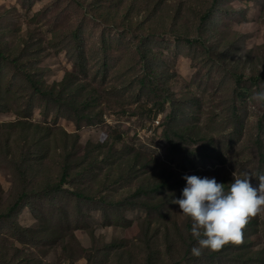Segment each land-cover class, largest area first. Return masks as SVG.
<instances>
[{
    "label": "rangeland",
    "instance_id": "obj_1",
    "mask_svg": "<svg viewBox=\"0 0 264 264\" xmlns=\"http://www.w3.org/2000/svg\"><path fill=\"white\" fill-rule=\"evenodd\" d=\"M0 41V53L20 57L25 64L18 69L0 58V87L7 92L3 103L11 111L0 113V123L18 121L17 114L28 111L29 73L48 85L76 74L102 96L95 110L101 120L80 129L60 118L67 110L36 100L31 120L54 127V141L47 157L25 172L32 178L40 162L59 172L55 160H62L60 148L66 140L73 146L75 140L65 132L80 137L72 159L85 157L82 146L96 170L66 184L68 189L56 200L37 197L34 207L21 206L17 218L32 231L28 236L0 221V264H245L226 252L183 258L181 236L187 235L191 222L179 207L167 206L164 218L155 210L149 217L145 208L109 206L105 221L102 211L95 210L98 203L70 192L83 190L111 201L166 173H187L191 165L186 154L175 152L169 142V137H177L165 134L172 107L160 109L168 96L179 109L176 116L183 119L175 127H191L200 137L183 143L186 153L202 152L207 143L218 150L214 157L193 154L202 178L232 182L234 172L264 174V103L250 100L254 92L264 91V0H0ZM149 59L167 83L157 82L145 68ZM15 151L14 158L22 160V149L17 146ZM4 162L0 158V209L14 202L24 183L16 182L14 161ZM251 183L259 185L256 178ZM253 219L257 230L249 236L251 247L264 250V214ZM37 233L48 240L56 234L64 241L41 243ZM93 233L98 236L94 251L86 253L81 246H91ZM110 242L115 245L108 248Z\"/></svg>",
    "mask_w": 264,
    "mask_h": 264
},
{
    "label": "trees",
    "instance_id": "obj_2",
    "mask_svg": "<svg viewBox=\"0 0 264 264\" xmlns=\"http://www.w3.org/2000/svg\"><path fill=\"white\" fill-rule=\"evenodd\" d=\"M130 12L131 11H128L124 15V18H126L127 21L130 19ZM214 13H216V11H214ZM105 16L106 15L104 13L101 14V18ZM78 35L79 32H76L74 37L77 38ZM124 36L125 35H122V37ZM1 44H4V41H0V48ZM103 45L105 46V50H107V44L103 42ZM0 58L17 66L18 69L23 67L25 68V64L21 63L22 59L20 57H7V55L1 51ZM145 68L150 69L153 78L157 82L160 83L162 81L163 84L167 83L163 81V79H165L164 74H158L156 68L154 67L153 59L146 61ZM28 76V78L31 79L32 84V96L30 97L28 103H26L28 104V111L24 113H18V121L0 123V158H2L5 162L12 159V161H14L12 165L17 175L16 182H24L19 188L14 202L0 209V221H6L12 231L17 234L21 235L23 233H27L25 236H28L32 231L29 228L24 227L17 218V212L21 206L27 204L28 207H34L33 200L37 197L42 199L52 198L53 200H56L57 196L61 194L62 191L68 189L66 188V184H69L74 180L77 182L79 178L87 177L89 172L96 170V165L92 163L93 160L89 162V151L87 150L85 153L82 152L84 149L82 146L81 154H83L85 157L80 158L79 160L72 159V151L76 153L80 148V137L76 134H69L68 132H65L67 137H74L75 140L73 146L70 141L66 140L65 145L60 148L62 149L60 152V157L62 156V160H55V165H59L60 171L53 173L48 166H45L43 162H40L39 165L41 166V169L37 171L38 173L35 176H32L31 178L28 173L25 172V169L35 168V163L38 160L47 157L51 149L48 147H52L54 141V127H43L41 124H34L31 120L36 109V100L40 99L50 105L57 106L59 109L67 110L68 115L61 114L60 118L70 119L73 123L78 125V129H80L83 124L93 125L100 121L102 117L100 111V113L95 111L101 104L100 98L102 96L97 95L95 93V89L87 85L85 82H80L79 75L77 76L76 74L68 73L64 81L61 83H55L54 85H48L40 81H36L33 77L34 75L30 73ZM242 76H239V78ZM144 82L146 81L143 79V83ZM246 91L247 90H242L240 94L247 97L248 93ZM6 93L3 92L0 87V113L9 114L11 113L10 109L4 107L3 103V97ZM9 93L13 94L12 91H9ZM167 104H171L172 112L170 115H168V117H166V120L169 121L168 127L165 129V134L167 135L166 137H169V132H172V134L177 137V140L169 137V142L172 143V147L175 152H183L186 154L185 157L188 159L187 162L191 165V168H187L186 170H188V172L184 174H178L176 171L166 173L161 178V180L157 182L141 184L130 196L111 201L107 200L105 196H99L98 198H95L94 195H89L83 190L77 189L70 192L74 198L98 203V207L95 210L102 211L105 221H107L109 218V206L115 209H119L122 206H128L133 209L145 208L149 211V217L155 210L156 212H159L161 215H163L164 218H166L170 207H179L177 204L172 205L171 202L172 199H179L182 197V190L186 186V180L183 177L195 175L202 178V172L199 169L200 167L198 162L192 157L193 154L209 157L217 156V148L209 146L208 143L204 145V150L202 152H194L191 154L186 153L187 151L184 150L183 143H185V141L192 142V140L199 139L200 137L193 133V128L191 127H175L178 126V124H181L183 119L176 116L179 109L175 107L174 99L169 96L161 104V112L165 111ZM44 116L47 118L49 114H45ZM157 116L158 113H155V118ZM35 127H37V129ZM40 131L41 133L38 134ZM15 135H18L19 139L16 140ZM17 146L23 151L22 155L24 158L22 160H20V158L17 159V157L14 158L13 154H15ZM17 153H19V151H17ZM220 158L223 163L226 162L224 158L222 159V156ZM215 179L218 183H224L225 190H227L228 183L231 182L230 180L227 181L224 178L219 177H216ZM0 189H2L1 183ZM167 206L170 207L165 210ZM105 225L108 227L113 226L109 222H106ZM187 228V235L183 234L181 236L183 251H185L184 256H182L183 258L190 257L192 255V247L197 244V241L191 235V223L188 224ZM256 230V220L252 219L244 230L243 242L241 244L234 245L230 243L219 252H211L210 258H213L216 255L224 254V252H226L227 255H232V259L237 262H243L245 264H248L249 261L263 262L264 250L252 249L251 242L249 240V236L253 231ZM91 236V246L85 247L83 244L81 246V249L86 253H91L94 251V239H96L98 236L96 233H93ZM35 239L41 243L49 242V240L50 242L52 241L54 243L64 241V239L58 237L56 234H53V237L51 236V238L48 240L47 236L44 238L42 234L37 233ZM167 240L169 242V235H167ZM113 245H115V242H110L107 244V247L109 248ZM171 245L172 244L169 243L170 252H172ZM207 252V250H204L203 254ZM2 257H4L3 254ZM88 260L92 261L90 257H88ZM179 262V260L175 261L174 264H178ZM10 264L18 263L10 260ZM48 264H50V262H48Z\"/></svg>",
    "mask_w": 264,
    "mask_h": 264
},
{
    "label": "clouds",
    "instance_id": "obj_3",
    "mask_svg": "<svg viewBox=\"0 0 264 264\" xmlns=\"http://www.w3.org/2000/svg\"><path fill=\"white\" fill-rule=\"evenodd\" d=\"M250 100L264 103V91L254 92ZM233 176L227 190L215 178L185 176L182 197L172 200L191 222V235L197 241L191 249L195 257L204 250L219 252L230 243L241 244L250 221L264 214V174L234 172ZM253 178L258 179V187L252 185Z\"/></svg>",
    "mask_w": 264,
    "mask_h": 264
}]
</instances>
